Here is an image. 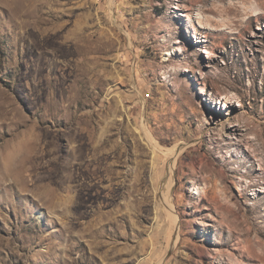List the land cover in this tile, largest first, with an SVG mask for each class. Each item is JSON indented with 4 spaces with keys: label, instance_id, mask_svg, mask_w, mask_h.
I'll return each mask as SVG.
<instances>
[{
    "label": "rangeland",
    "instance_id": "obj_1",
    "mask_svg": "<svg viewBox=\"0 0 264 264\" xmlns=\"http://www.w3.org/2000/svg\"><path fill=\"white\" fill-rule=\"evenodd\" d=\"M0 264H264V0H0Z\"/></svg>",
    "mask_w": 264,
    "mask_h": 264
},
{
    "label": "bare ground",
    "instance_id": "obj_2",
    "mask_svg": "<svg viewBox=\"0 0 264 264\" xmlns=\"http://www.w3.org/2000/svg\"><path fill=\"white\" fill-rule=\"evenodd\" d=\"M254 10H255V9H254ZM257 10H258V9H257ZM255 11H256V10H255ZM257 14H260V12L252 13V15H257ZM231 143H232V142H231ZM176 151L178 152V149H177ZM177 152H176V153H177ZM217 186H218V184L215 182L214 185H213V188H214V187L216 188ZM242 188H243V187H242ZM217 189H218V188H217ZM217 189H216V190H217ZM240 189H241V187H240ZM216 190H215V191H216ZM216 192H217V191H216ZM216 192H215V194H216V196H217V193H216ZM214 199H216V198H214Z\"/></svg>",
    "mask_w": 264,
    "mask_h": 264
}]
</instances>
